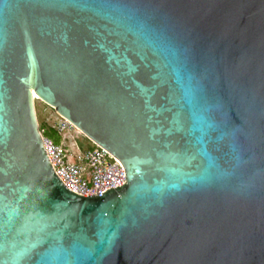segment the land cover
<instances>
[{
    "label": "water",
    "instance_id": "95a60500",
    "mask_svg": "<svg viewBox=\"0 0 264 264\" xmlns=\"http://www.w3.org/2000/svg\"><path fill=\"white\" fill-rule=\"evenodd\" d=\"M36 99L126 183L68 188ZM0 264H264V0H0Z\"/></svg>",
    "mask_w": 264,
    "mask_h": 264
},
{
    "label": "built area",
    "instance_id": "2783aa9c",
    "mask_svg": "<svg viewBox=\"0 0 264 264\" xmlns=\"http://www.w3.org/2000/svg\"><path fill=\"white\" fill-rule=\"evenodd\" d=\"M58 128L63 130L65 126ZM41 132L54 170L72 191L83 196H101L126 183L123 163L102 146L94 142L91 147H66Z\"/></svg>",
    "mask_w": 264,
    "mask_h": 264
},
{
    "label": "rangeland",
    "instance_id": "374dc122",
    "mask_svg": "<svg viewBox=\"0 0 264 264\" xmlns=\"http://www.w3.org/2000/svg\"><path fill=\"white\" fill-rule=\"evenodd\" d=\"M36 110L40 129L55 141L63 143L66 147L93 145L94 142L90 138L43 100L36 99ZM60 126H65V129L59 130Z\"/></svg>",
    "mask_w": 264,
    "mask_h": 264
},
{
    "label": "bare ground",
    "instance_id": "6f19581e",
    "mask_svg": "<svg viewBox=\"0 0 264 264\" xmlns=\"http://www.w3.org/2000/svg\"><path fill=\"white\" fill-rule=\"evenodd\" d=\"M63 118H65V117H63ZM66 119V118H65ZM67 120V119H66ZM68 122H70L69 120H67ZM71 123V122H70ZM72 125H74L73 123H71ZM78 130H80L79 128H77ZM81 131V130H80Z\"/></svg>",
    "mask_w": 264,
    "mask_h": 264
},
{
    "label": "trees",
    "instance_id": "16d2710c",
    "mask_svg": "<svg viewBox=\"0 0 264 264\" xmlns=\"http://www.w3.org/2000/svg\"><path fill=\"white\" fill-rule=\"evenodd\" d=\"M57 142V141H56Z\"/></svg>",
    "mask_w": 264,
    "mask_h": 264
}]
</instances>
